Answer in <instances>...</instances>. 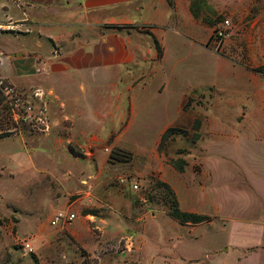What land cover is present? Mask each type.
I'll list each match as a JSON object with an SVG mask.
<instances>
[{"label":"rangeland","instance_id":"rangeland-1","mask_svg":"<svg viewBox=\"0 0 264 264\" xmlns=\"http://www.w3.org/2000/svg\"><path fill=\"white\" fill-rule=\"evenodd\" d=\"M192 9L197 44L183 39L163 71L139 77L150 84L126 132L129 119L71 135L44 114L45 98L3 78L14 65L0 64L12 87L0 89V264H264V74L247 81L223 59L245 64L238 27L264 0H192ZM224 19L233 27L217 46ZM1 45L14 57L13 40ZM170 127L180 131L161 144ZM175 200L212 222L180 226L166 215ZM59 210L76 219L51 226Z\"/></svg>","mask_w":264,"mask_h":264},{"label":"crops","instance_id":"crops-1","mask_svg":"<svg viewBox=\"0 0 264 264\" xmlns=\"http://www.w3.org/2000/svg\"><path fill=\"white\" fill-rule=\"evenodd\" d=\"M173 3L171 7L167 0H0V36L13 40L15 50L12 57L7 45L0 46V64L9 60L15 68L14 76L3 78L45 98L44 114L69 123L71 135H99L100 127H105V134L129 119L126 132L138 116L137 94L150 84L139 77L163 71L183 39L197 44L192 0ZM238 28L245 64L223 59L249 81L254 69L264 66V10L253 18L245 13ZM106 73L116 76L103 82ZM182 211L210 219L181 224L166 215L193 229L213 220L195 209ZM152 258L170 260L166 253Z\"/></svg>","mask_w":264,"mask_h":264},{"label":"trees","instance_id":"trees-1","mask_svg":"<svg viewBox=\"0 0 264 264\" xmlns=\"http://www.w3.org/2000/svg\"><path fill=\"white\" fill-rule=\"evenodd\" d=\"M169 5L171 7L174 6V3H173V0H167ZM192 7V5H191ZM192 10V13L195 17H198L197 13H195ZM155 44L157 46V49L159 51V54L161 55L162 52H161V49H160V46L158 45V43L155 41ZM254 72L256 73H261V74H264V66L263 67H259L257 69H254ZM199 128V123L196 121V124H195V129H198ZM180 130L178 128H175V127H170V128H167L163 134L161 135V140H160V143L161 144H164V142L166 140H168L171 136H173L174 134L178 133ZM1 138V136H0ZM183 162V161H181ZM175 169L178 171V172H183V167L180 166L179 164L175 165L174 166ZM175 203H173L172 207L173 208H170L169 211H168V214L175 220H177L178 222H180L181 224H184V223H193V224H197V223H202V222H205V221H208L210 219V217L206 216V215H200V214H195V213H189V212H184L182 210L179 209V206H178V201L175 200L174 201ZM90 213H85V215H88Z\"/></svg>","mask_w":264,"mask_h":264},{"label":"built area","instance_id":"built-area-1","mask_svg":"<svg viewBox=\"0 0 264 264\" xmlns=\"http://www.w3.org/2000/svg\"><path fill=\"white\" fill-rule=\"evenodd\" d=\"M233 23L230 19H224L219 25L216 27L213 33V43L217 46H220L223 43V40L228 36V30L232 29ZM0 89L3 92L11 91L12 87L5 84L3 79H0ZM139 187L135 183L133 185V189L137 190ZM76 219V214L73 211L67 210H59L55 212V214L50 219V225L53 227H66L74 222Z\"/></svg>","mask_w":264,"mask_h":264}]
</instances>
